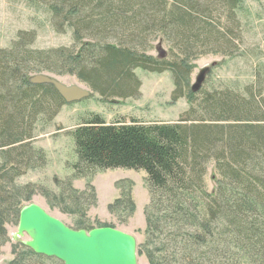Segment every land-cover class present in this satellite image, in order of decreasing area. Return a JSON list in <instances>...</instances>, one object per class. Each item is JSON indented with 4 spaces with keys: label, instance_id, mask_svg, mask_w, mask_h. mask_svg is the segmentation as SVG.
<instances>
[{
    "label": "trees",
    "instance_id": "trees-1",
    "mask_svg": "<svg viewBox=\"0 0 264 264\" xmlns=\"http://www.w3.org/2000/svg\"><path fill=\"white\" fill-rule=\"evenodd\" d=\"M42 1L52 27L57 33L69 29L72 43L37 49L32 47L35 32L20 31L8 47L0 48V176L8 175L11 182L34 166L35 150L29 140L37 119H53L65 103L51 85L31 84V75L44 71L74 75L103 100L113 101L137 94L140 82L135 69L170 70L171 100L184 97L189 105L181 117L174 122L106 123L100 115L91 114L71 131L78 159L73 167L143 170L156 211L163 210L168 217L165 211L169 210L174 225L182 222L193 246L206 243L202 249L187 250L185 238L169 232L173 249L168 255L178 249L183 256L174 264H209V256L219 247L211 243L223 238H228L223 243L230 240L238 248H247V257L249 252L256 255L253 262L262 260L264 123L253 120H264V110L253 107L241 94L225 91L203 96L200 109L208 116H201L194 113L197 92H185L188 56L201 47L223 45L222 39L229 41L232 24L221 30L218 20L214 24L210 20L223 14L233 23L240 0ZM159 38L171 52L179 51L177 60L146 53L151 41ZM21 159L27 166L18 165ZM210 162L222 182L213 194L207 192L204 180ZM3 188L0 180V240L4 241L3 216L13 208L19 220L23 206L12 204ZM160 220L154 214L146 218V256L151 264H170L160 245L148 251L154 244L150 239L162 229ZM75 229L93 227L78 222ZM221 256L217 259L222 260Z\"/></svg>",
    "mask_w": 264,
    "mask_h": 264
},
{
    "label": "rangeland",
    "instance_id": "rangeland-1",
    "mask_svg": "<svg viewBox=\"0 0 264 264\" xmlns=\"http://www.w3.org/2000/svg\"><path fill=\"white\" fill-rule=\"evenodd\" d=\"M234 16L233 23H229L231 20L223 14L210 20L212 24L218 20L221 30L223 26L232 24L234 30L229 41L222 39L223 45L216 48H198L186 61L190 72L188 79H185V92L190 91L199 70L209 67L201 91L196 93L194 104V113L201 116H208L200 109L203 96L225 91L241 94L248 98V102H252L253 107L257 105L264 110V0H240ZM20 31L35 32L32 47L37 49L67 47L72 43L69 29L64 33H57L52 27L48 9L42 0H0V48L8 47ZM159 43L165 53L163 58L170 61L179 58V51L175 49L171 52L161 38L151 41V47L146 53L159 58L156 50ZM43 73L55 76L66 84H80L89 88L74 75H59L48 71ZM134 73L140 85L133 97L103 100L92 91L90 96L79 101L62 104L51 120L39 116L29 140L35 150V159L31 161L34 166L14 177L11 182L8 175L0 176V180L4 191L9 192L5 194L16 206L34 203L72 229L77 227L78 222H83L93 228L112 227L132 235L136 241L137 264H151L146 256L148 236L145 229L146 218H151L154 214L161 218L162 229L155 233L152 241L150 239L154 244L147 245L148 251L152 253L160 245L166 259L174 264V260L183 256L179 255L178 249L168 255L173 249V238L169 232L172 235L173 231L177 234L179 232L178 237L181 235L189 245L187 250L190 247L202 249L206 243L203 246H193L191 237L183 233L182 222L174 225L173 215L169 210L165 211L168 217L161 213L163 210L156 211V200H153L147 175L143 170L88 169L82 165L78 169L73 167L78 159L71 131L91 114L100 115L106 123H129L132 120L174 122L188 109L189 105L184 97L177 101L171 100L174 89L172 71L159 73L137 68ZM253 121L256 124L264 123V120ZM17 163L21 167L27 166L24 159ZM204 178L210 194L222 183L213 162L208 164ZM162 201L166 203L165 200ZM159 208L162 209V205ZM13 210L12 208L3 216L7 239L0 240V264H63L54 257L35 255L27 249L25 242L30 238L26 233L17 234L18 219L16 220ZM224 239L228 238L211 243L219 247L209 256V264L211 260H215L211 264L264 262V257L253 262L256 255L252 256L249 252L247 257V248H238L230 240L223 243ZM219 255H222V260L217 259Z\"/></svg>",
    "mask_w": 264,
    "mask_h": 264
},
{
    "label": "water",
    "instance_id": "water-1",
    "mask_svg": "<svg viewBox=\"0 0 264 264\" xmlns=\"http://www.w3.org/2000/svg\"><path fill=\"white\" fill-rule=\"evenodd\" d=\"M158 57L165 53L160 43L156 45ZM209 67H203L195 77L190 91L202 87ZM31 84L51 85L65 103L79 101L91 95L90 88L80 84H66L47 73L29 77ZM26 233L25 245L36 254L54 257L63 264H137L135 238L112 227H98L89 231L72 229L61 220L48 214L40 206L31 203L19 212L17 234Z\"/></svg>",
    "mask_w": 264,
    "mask_h": 264
}]
</instances>
